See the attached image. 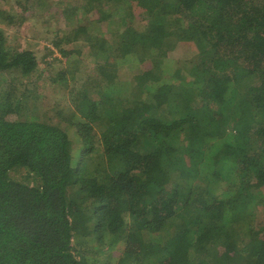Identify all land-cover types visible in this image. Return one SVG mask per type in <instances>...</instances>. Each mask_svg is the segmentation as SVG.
Wrapping results in <instances>:
<instances>
[{"label": "trees", "instance_id": "1", "mask_svg": "<svg viewBox=\"0 0 264 264\" xmlns=\"http://www.w3.org/2000/svg\"><path fill=\"white\" fill-rule=\"evenodd\" d=\"M74 2L98 17L68 10L50 70L0 28V264H264V0ZM47 71L66 93L29 116Z\"/></svg>", "mask_w": 264, "mask_h": 264}, {"label": "rangeland", "instance_id": "2", "mask_svg": "<svg viewBox=\"0 0 264 264\" xmlns=\"http://www.w3.org/2000/svg\"><path fill=\"white\" fill-rule=\"evenodd\" d=\"M22 1L24 2L25 0H0V28H3L7 38L6 47L7 49L9 47L12 53L28 49L35 51L39 63V72L50 70L47 67L53 59H62L58 45H55L54 41L59 38L61 39L73 28L69 24L70 21L68 20L67 14L70 8L75 9V15H78V19H80L79 23H84V19L86 18L92 20L98 17L97 12L92 11L88 15H82L83 7L79 8L80 10L77 11L75 0H42V2H44L43 5L38 4V1H36V6L28 11L24 9L20 10L19 2ZM80 3L82 2H77V5ZM137 16V13L128 15V24L127 26L126 24L123 26L127 28L129 25L136 24L138 28L146 27V21ZM84 42V40H79L78 42H73L71 45L81 49V44H84ZM197 47L199 48V45L195 42L194 45L190 42L183 43L180 44L179 50L175 49L171 55L177 53L186 54L187 56L195 55L198 53ZM48 49H52L53 53H50ZM90 59L91 58H84V61L89 63L88 66H90L91 69L94 65V61ZM59 65H64L67 69H75L78 67L77 58L75 56L68 59L66 58L62 63L54 64L55 67ZM79 67L82 70L80 69L77 75L79 78H84L90 70L86 71L82 68L83 64ZM128 71L129 73L127 75H130L134 70L128 69ZM50 73L47 71L45 75L40 76L38 83H28L27 88L29 90L25 103L27 109L32 113L29 116L42 117V115L46 113L49 115L54 107L60 103V98L63 96V93H66L62 90V86L56 85V83L50 81ZM12 75L14 76V74ZM4 79L7 81L3 80L1 82H5L4 87H7L10 83V78L7 77ZM18 81V79H15L14 83H18ZM93 94L98 95L97 92ZM24 175L25 172L22 169L12 173V176L18 179H23L22 176ZM75 245L80 253L87 257L88 261H109L108 257H115L121 253L120 250L102 249L96 246V242H91V240L85 237H76ZM113 262L116 261L114 260Z\"/></svg>", "mask_w": 264, "mask_h": 264}]
</instances>
